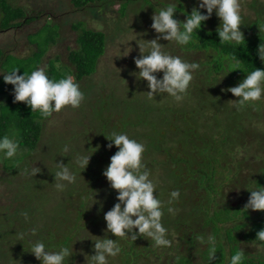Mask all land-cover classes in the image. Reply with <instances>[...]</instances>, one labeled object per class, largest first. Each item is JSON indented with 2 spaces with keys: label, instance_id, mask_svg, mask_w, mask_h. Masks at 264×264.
<instances>
[{
  "label": "trees",
  "instance_id": "obj_1",
  "mask_svg": "<svg viewBox=\"0 0 264 264\" xmlns=\"http://www.w3.org/2000/svg\"><path fill=\"white\" fill-rule=\"evenodd\" d=\"M16 1L0 0V30L19 31L37 18L29 15L23 6L16 4ZM116 1L72 0V3L76 8L95 10L96 4L109 6ZM135 1L121 0L119 8L121 15H126L127 8ZM189 1L191 3L189 10L182 1L179 10L190 14L193 7H195L194 5L197 4V0ZM145 2L153 5L151 0H145ZM251 4L252 6L255 5V0ZM257 8L256 18L251 21L248 20L242 25L241 31L244 33L245 41L240 46L220 43L216 33L218 26L214 27L216 18L213 21V17L203 24L198 32L199 36L194 33L193 39L199 41L198 44H190L185 47L175 44L181 51L187 53L182 55L177 53V56L187 61L189 60L188 53L191 51L200 50L211 55V58L198 62L199 65L202 64L204 67L199 68L196 73L194 72L195 74L193 73L199 79L193 77L181 101L182 104L166 94H156L149 98L147 93L146 95L143 93L142 89L138 91V95L132 89L130 94L124 97L125 100L120 101L122 103L126 101L130 106H124L125 108H122L121 111H116L123 128L119 129V124L116 125L117 127L111 128L107 123L108 117L103 118L98 113L95 114L99 120L101 119L100 123L105 122L101 130L102 134H110L112 131L124 133L123 129H127L130 138L136 139L145 145L146 151L143 154V162L152 175L155 173L153 176L154 181L158 183L160 188L158 192L163 201L167 202L171 191L179 190L180 192L179 199L172 205L178 210L176 214L172 215L165 211L162 217V222L168 229V239L171 241L169 247H164L165 253H158L156 249L151 247L152 244L148 239H146L147 242L144 245L140 246L141 239H144L140 236L136 240H132L130 237L117 238L114 235L112 238L108 237L113 240L117 239L121 252L116 258L120 259L123 264H139L143 257L146 258L145 260L149 259L156 264H228L229 257L236 251L244 252L243 264H264V247L255 241L257 233L264 229V211L248 210L246 213L244 210L250 196V191L247 188L255 189L259 185L264 186V161L255 163L261 160L264 154V131L258 129L257 124L259 121L253 118L255 116L254 112H248V107L254 106H257L255 111H262L263 109L260 106L263 103L259 101L261 104L256 103L257 105L236 111L232 107L234 103L232 100L238 98L232 93L224 91L230 86L238 85L246 76L243 70H233L232 66L237 61L247 71L254 70L255 67L264 69V62L259 59L257 54L258 46L264 43V8ZM202 11L206 12V10ZM175 18L183 21L182 18L176 15ZM79 24L82 23L72 24V28L78 29ZM78 31L79 34L76 40L78 47L70 50V63H64L65 68H62V70L53 64L52 60L49 59V62H47L44 68L49 78L59 80L71 75L74 77V81L79 83L98 71L100 60L106 52L107 35L101 30L86 27V24L85 28ZM47 41L49 44L56 43L53 38L44 39L43 42L31 41V43L36 42L34 44L37 45L34 60L28 59V57L13 56L6 53L5 49L0 48V71L7 72L15 67L19 69L18 74L23 75L24 72L30 74L31 71L45 65L44 58L49 51L45 46ZM174 54L176 55L173 52L172 55ZM13 57L18 59L14 60ZM56 60L60 59L57 57ZM222 74H224L223 77ZM162 75L163 73H157L158 78H161ZM107 96L111 97V95ZM104 98L105 96L102 95V103H105ZM113 98L115 99V97ZM111 104L101 106L100 111L110 112L109 106ZM124 112L125 114H123ZM112 114L113 112H111V116ZM52 115L47 118L41 117L38 112L32 113L30 107L24 102H14L13 86L6 84L3 80V74H0V136H9L12 126H15L20 129L22 136L19 148L32 151L38 147L44 134L45 120L51 118ZM139 125L149 128L143 132ZM144 127L142 129H145ZM169 132L172 134L170 138L173 139L170 142L180 144V154L166 152L167 149L163 146V140ZM152 134L156 137H153ZM145 139L147 141L143 142L142 140L145 141ZM252 141H260L262 144H256L257 147H255ZM114 147L113 149L106 148L107 152L103 158L105 165L110 163V157L118 150ZM244 147L249 149V152L244 158L239 159L236 166L241 167L245 164V161L247 165L255 163L258 168L254 181L245 177L246 181L241 182L243 176H240V173L234 174L232 179L230 177L231 166L229 165L233 164L232 162L228 164L230 158L235 161V152ZM15 162L18 163L19 160H15ZM183 164L187 169L184 174V171L181 170ZM225 169L228 171H225ZM233 171L240 170L233 169ZM18 172L13 171L15 175ZM22 172L24 173V171ZM45 173V171H41L37 174V178H31L34 193L32 197V191L27 189V195L25 196H27L26 200L29 201L28 207L16 209L11 217L10 213L6 212L5 218L0 219V241H3V235L14 236L18 228L20 230L32 228L31 223L33 227L38 226L32 220L26 228L23 227L21 223L30 219L25 220L22 213L27 212L30 218V216L33 217V211L30 208L35 205L36 207L42 206V210L45 208V200L42 196L48 197V187L51 183L50 180L48 183L44 181L48 176L47 174L45 177ZM98 176L97 174L96 178ZM101 178L103 177L101 176ZM181 178L182 180L185 178L184 181L190 184L188 186L189 191L182 184H179L178 181ZM221 179L223 183H219ZM226 179H231L232 182L236 179L237 183L241 182L240 184L244 185L245 191L243 193L245 195L242 196V202L234 203L230 201L225 184ZM98 184L100 185L101 182L99 181ZM71 185L68 184L66 187L69 190L64 189L65 195L68 197L75 194V185L73 183ZM97 187L92 184L91 188L86 191L87 195L81 202L82 208H86L88 205L86 199L89 202L92 201L91 197L95 194ZM106 187L108 195H110V197L108 196L109 203H111V206L106 209L110 210L117 202V192L108 185ZM99 207L101 206L99 205ZM64 208L61 207V212H57L54 221L52 220V223L56 225L55 227L58 224L62 227V222L59 221L60 215L65 214ZM89 210L84 209L81 211L78 214V219L82 220ZM17 222H19L18 225ZM13 227L14 229H12ZM52 228L53 226L50 227L51 230L49 231L45 225L37 227L38 232L33 237L42 239L44 242L50 241V237L53 236ZM177 233L179 234L175 237ZM209 235H216L218 238V251L213 260L209 259L207 245L197 239V237H203L206 240ZM99 237H103V235ZM120 239L125 242L119 241ZM68 240L70 239L64 240V243H68ZM89 243L91 244L89 247L91 248V255H94V242L90 241ZM153 256L156 261L152 258Z\"/></svg>",
  "mask_w": 264,
  "mask_h": 264
},
{
  "label": "rangeland",
  "instance_id": "obj_2",
  "mask_svg": "<svg viewBox=\"0 0 264 264\" xmlns=\"http://www.w3.org/2000/svg\"><path fill=\"white\" fill-rule=\"evenodd\" d=\"M151 1L153 5L146 3L145 0H136L135 3L130 4L127 8L126 15H121V12H119L121 0H117L114 4L109 6H100V4H96L95 10L90 8H76L72 0H17V5L23 6L29 15H33L37 18L22 27L19 31L0 30V48L5 49L6 53L12 54L13 56L15 55L19 58L28 57V59L34 60L37 45L34 44L36 42L31 43V41L37 40V42H43L44 39L53 38V40L56 41L55 44H49L48 41L45 43L49 51L44 58L45 65L42 67H46L50 59L53 64L61 69L65 68V64L70 63V50L78 47L76 42L79 34L78 30L85 28V24L86 27L101 30L107 35L106 52L100 60L98 71L91 77H86L79 82L80 88L85 95V99L80 107L75 109L70 106L66 107L59 113H53L51 118L45 120L43 129L44 134L36 149L29 151L24 148H19L16 157L12 159H0V219L5 218L6 212L10 213L11 217V214L16 209L28 207L29 201L26 200L27 196L25 195H27V189H29L32 191L31 195L33 197L34 185L31 178H37V175H26L22 171L36 163L34 166L39 167L40 172H46L45 177L48 174L44 181H46V183H48L49 180L51 181L48 187L49 195L48 197L42 196L45 200V208L42 210V206L36 207V205L30 208L33 211V217L30 216V220L22 222L21 225L23 224V227L26 228L29 222L34 220L38 225L37 227H43V225H45L46 229L49 231L51 230L50 227L53 226V236L50 237V241L47 239L48 241H45V243L51 242L54 245L69 246L74 244L73 248L75 255L71 258L72 264H86V255H91V248H89L91 244L89 242H92V240L85 239L83 241H76V239L81 237L96 239V237L93 236H104V230L106 228L104 213L108 211L106 208L111 206V203H109L110 195H108L106 190V186L110 185L103 175V170L108 166L105 165L103 158L106 155V148H108L107 145L110 141L101 133L105 122L100 123L101 119L99 120L98 116L96 117L95 114L98 113L103 118L108 117L107 123H109L111 128L118 124L119 129L123 128L120 123L121 119L116 111H121L122 108L124 109L126 106L130 105L127 104L126 101L124 103L120 101L125 100L124 97L128 96L132 89L137 92V95L138 91L141 89L146 95L145 91L148 89L146 81L138 80L133 75V72L138 71L134 59L140 55V50L137 41L130 40L137 39L141 43H147L143 40L157 38L158 34L151 28V24L153 23L151 18L156 8L158 10L161 6L178 3L175 15L182 18L181 20L186 19L185 13L179 10L181 1L186 5L188 10L191 8L189 0H180V3L179 0ZM253 1L254 0H240L243 23L256 18L258 13L257 7L264 8V0H255V5L252 6L251 3ZM194 6L196 7L197 4ZM212 17L213 21L214 18H216L214 27H217L220 21L215 15V12ZM76 22L82 23L79 24L77 27L78 29L72 28V24ZM242 28L243 26L241 25V29ZM128 41H130L129 45H121L127 44ZM159 42L164 45L162 48L163 51L170 54L174 52L176 56L178 54H187L181 51L174 42L168 43V41L163 39ZM126 47H129L128 51H131V49L132 51L127 56H123L126 54V52H124ZM188 54V62L194 61L198 63L199 61L203 62L211 58V55L208 53L207 55L205 51L200 50L191 51ZM57 57L60 60H56ZM13 59L16 60L18 58L13 57ZM203 67L204 65L200 64V68ZM197 71H195V73ZM223 76L224 74H222V77ZM193 77L198 78L196 75H193ZM102 95L105 96V103L101 101ZM107 95H111V97ZM113 97H115V99ZM180 102L181 101H179V104ZM108 103H112L109 106L110 112L100 111L101 106H107ZM258 103L259 102H257V104ZM261 103H263V105L259 106L263 109L262 111H255L257 106H254L248 107V112H254L255 116H253V118L259 121L257 124L258 129L264 131V99L261 100ZM223 110H225V108H223ZM111 112H113L112 116ZM123 114H125V112ZM139 127H141L140 129L143 132L149 128H145L141 125H139ZM143 127L145 129H142ZM11 129L9 137L15 139L19 143L22 139L20 129L15 126H12ZM123 132L129 135L127 129H123ZM160 133L162 134L161 130ZM152 136L156 137L154 134H152ZM171 136L172 134L169 132L168 136L163 140V146L167 149L166 152L180 154V144H173L170 142L173 140L170 138ZM147 139L142 141L146 142ZM252 144L257 147L256 144L261 145L262 143L260 141H252ZM95 148H97V151ZM65 149H67V151H65ZM81 152H86L88 155L95 152L90 158L89 165L84 170L75 168L72 163L74 157ZM248 152L249 149L245 147L240 148L234 154V159L236 160L233 161L230 158L228 164H230V162L233 163L229 165L231 166V179L234 174L238 173L241 174L240 176H243L241 182L246 181L245 177L249 178L251 181L256 179L258 167L255 166V163L263 162L264 154L258 162L247 165L245 161V164L241 167L236 166L239 159L244 158ZM15 160H19V162L16 163ZM56 162H63L65 165L68 163L71 164L68 166L76 173V181L74 182L75 184L73 183V185H75V194L69 197L65 195L66 192L64 190L57 191L52 184L54 183L53 173L57 170ZM233 169H239L240 171H233ZM181 170L184 171L183 174L187 170L184 164ZM13 171L19 172L15 175ZM225 171L228 170L225 169ZM91 173L93 174L91 175ZM97 174L99 176L96 178ZM154 174L155 173H153V175L151 174V178L153 179ZM101 176L104 179L101 178ZM184 179L182 180L181 178L178 182L189 191L188 186H190V184L185 182ZM230 180L226 179L225 183L230 201L234 203L242 202L243 192L245 191L244 185H241V182L237 183L236 179L233 180L235 183L232 182V180L230 182ZM99 181L101 182L100 185L98 184ZM219 183H223V180H219ZM92 184L98 186L95 192L97 194L95 199L98 203L89 208L94 201L92 200L89 202L86 199L88 205L86 208H82L81 202L85 199L87 195L86 191L91 188ZM70 186L72 185L70 184ZM158 189H160L159 186ZM65 190H69V188H65ZM99 205L104 206L101 209ZM61 207H65V214L60 215L59 221L62 222V227H60L59 224L55 227L56 225L52 222L57 212H61ZM84 209L90 210L86 212V216L82 220H79L78 214ZM18 224L19 222H17V225ZM31 227L35 228L36 226L33 227L31 223ZM32 228H27L26 230H20V228H18L14 236L11 235L8 237L9 234L3 235V241H0V264H41L32 253L28 252L30 250L29 241L34 240L35 237L26 235L23 240L20 238V233H30ZM70 228L71 230H69ZM12 229H14V227ZM178 234L179 233L175 234V237H177ZM108 237L112 238L113 235L109 234ZM68 238L70 239L68 243H64V240L66 241ZM119 241L125 242L123 239ZM146 242L147 240L144 238L141 239L139 244L142 246ZM151 247L156 249L158 253L166 252V250L164 251V247H156L154 245ZM152 258L155 259L154 256ZM145 259L146 258L143 257V259L139 261V264H156L149 259ZM109 264L123 263L116 257H110Z\"/></svg>",
  "mask_w": 264,
  "mask_h": 264
},
{
  "label": "clouds",
  "instance_id": "obj_3",
  "mask_svg": "<svg viewBox=\"0 0 264 264\" xmlns=\"http://www.w3.org/2000/svg\"><path fill=\"white\" fill-rule=\"evenodd\" d=\"M177 5L178 3H173L161 6L158 10L156 8L151 18L153 21L151 28L158 34L156 39L143 40L147 43H141L137 39L130 40H136L140 50V55L134 59L138 71L133 72V75L138 80L147 82L149 91L146 93L149 98L156 94H166L177 102L182 101L193 79V73L200 68L198 63L188 62L180 56L163 51L164 45L159 42L161 39L168 43L174 42L181 47L198 44L199 41L193 39L194 33L198 35L203 24L215 12L220 21L216 28L220 43L240 46L245 41L244 33L241 31L243 22L240 0H197V6L193 7L190 14L185 13L186 19L183 21L175 18ZM130 41L121 45L127 46ZM128 48H125L126 54L123 56H127L132 51V49L128 51ZM257 54L264 62V43L258 46ZM232 67L233 70L239 69L246 73L245 78L238 85L224 89L238 98L232 100L234 102L232 107L240 111L264 99V69L255 67L254 70L247 71L238 61ZM18 71L19 69L14 67L0 74H3L6 84L13 86L14 102H24L32 113L38 112L41 117H50L53 113H59L69 106L73 109L78 108L85 99L79 83L75 82L71 75L59 80L51 79L42 66L31 71L30 74L24 72L23 75H19ZM157 73H163L162 77L158 78ZM104 135L110 141L107 145L108 149L113 146L118 149L103 170L110 187L117 192V202L104 213L106 228L103 237L76 239V241L91 239L94 242L95 254L86 255V264H109L110 257L114 258L120 254L121 248L117 239L108 238L109 234L117 238L130 237L132 240L140 236L150 240L156 247H169L171 241L168 239V229L164 226L162 217L165 211L172 215L176 214L178 210L172 205L180 197L179 190H173L169 193L167 202L160 198L158 184L151 178V171L143 162V154L146 151L143 143L122 132L112 131ZM19 147L15 139L8 135L0 136V159L16 157ZM95 149L97 151V148ZM95 152L91 155L86 152L78 153L72 160L74 167L86 169ZM35 164L25 168L24 174L36 176L40 168L34 166ZM56 165L57 170L53 173L52 184L57 191H63L68 184L76 181V173L70 169L69 163L65 165L63 162H56ZM247 189L250 191V196L244 207L245 212L264 211V186ZM96 195L95 193L91 197L94 202L89 208L98 203L95 199ZM22 215L25 220L29 219L27 212ZM37 232V228H32L30 233H20V238L23 240L26 235L36 236ZM197 239L207 245L209 259L213 260L218 251L217 236L209 235L206 240L203 237ZM255 241L264 247V229L257 233ZM29 243L28 252L32 253L41 264H72L71 258L75 255L74 244L71 246L54 245L51 242L46 244L42 239L30 240ZM243 260L244 252L236 251L229 257L228 264H243Z\"/></svg>",
  "mask_w": 264,
  "mask_h": 264
}]
</instances>
